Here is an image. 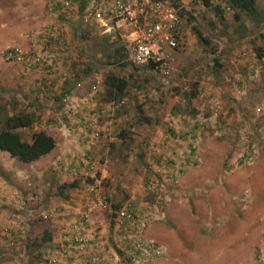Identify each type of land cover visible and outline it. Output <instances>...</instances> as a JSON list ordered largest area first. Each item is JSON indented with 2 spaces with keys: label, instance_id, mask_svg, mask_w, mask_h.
Wrapping results in <instances>:
<instances>
[{
  "label": "rangeland",
  "instance_id": "374dc122",
  "mask_svg": "<svg viewBox=\"0 0 264 264\" xmlns=\"http://www.w3.org/2000/svg\"><path fill=\"white\" fill-rule=\"evenodd\" d=\"M169 1L182 46L163 75L75 9L0 0V119L29 113L55 141L29 164L0 153V264H264V0L237 21L226 0Z\"/></svg>",
  "mask_w": 264,
  "mask_h": 264
},
{
  "label": "built area",
  "instance_id": "2783aa9c",
  "mask_svg": "<svg viewBox=\"0 0 264 264\" xmlns=\"http://www.w3.org/2000/svg\"><path fill=\"white\" fill-rule=\"evenodd\" d=\"M46 3L57 5L67 17L73 13L75 0H46ZM177 14V7L169 0H110L106 5L92 0L77 17L84 26L95 27L100 35L121 40L128 64L151 65V71L166 75L172 55L182 46ZM2 56L14 63H23L25 59L18 48L5 49Z\"/></svg>",
  "mask_w": 264,
  "mask_h": 264
},
{
  "label": "trees",
  "instance_id": "16d2710c",
  "mask_svg": "<svg viewBox=\"0 0 264 264\" xmlns=\"http://www.w3.org/2000/svg\"><path fill=\"white\" fill-rule=\"evenodd\" d=\"M257 0H226V4L229 9L234 11L233 20L239 19V13H245L247 15H255V3ZM81 8L83 4L80 5ZM57 8V5L54 6ZM215 14H220L219 8L213 7ZM199 40L206 43L207 41L195 31ZM115 56L118 55V50L114 51ZM123 55H120L121 58ZM123 64H119V67H123ZM151 71L152 66L146 67ZM103 95L106 102H117L123 95L126 88V83L123 79L109 73L103 79ZM68 89V88H67ZM69 90V89H68ZM64 93V92H63ZM195 96L192 93L189 98ZM146 122L145 119H142ZM33 123L32 115L24 112H15L10 115L4 114L0 119V152L8 154V156L14 159L20 164H29L37 161L39 158L47 155L54 147L53 138L42 130H34L30 133L28 140H24L21 137V130H28ZM76 187V182L69 184H62L59 186V190L73 189ZM50 237L47 233L43 235V241H49Z\"/></svg>",
  "mask_w": 264,
  "mask_h": 264
},
{
  "label": "crops",
  "instance_id": "0c3cea01",
  "mask_svg": "<svg viewBox=\"0 0 264 264\" xmlns=\"http://www.w3.org/2000/svg\"><path fill=\"white\" fill-rule=\"evenodd\" d=\"M90 1H92V0H75V5H74V9H75V7H76V11H77V16H79V14H80V12H82V10L85 8V7H87L89 4H90ZM97 2H100V3H104V5H106V4H108L109 2H110V0H96ZM106 2V3H105ZM81 4H83V7L81 8ZM55 9H57L58 10V8H55ZM65 35H66V33H65ZM30 67H31V65H30ZM32 67H33V65H32ZM31 67V68H32ZM53 70V69H52ZM54 71V70H53ZM23 75V74H22ZM49 76L50 75H48L47 76V78H49ZM39 84V83H38ZM81 86V84H76V88H79ZM44 88H45V90L47 91V87H45V86H43ZM92 87V86H91ZM34 90H38V87L36 88V87H34ZM39 90H42V88L41 87H39ZM44 90H42V92H43ZM67 92L66 91H64V93H63V91H61V90H58V93L57 94H59V97H70L71 95L70 94H66ZM43 94H46V93H43ZM84 95H86V94H84ZM84 95H81V94H78L77 95V97H74V99H73V101H75V108H74V111L75 112H77L78 114L80 113V111H84L83 113H88V107L87 106H85L86 104L85 103H87V100H88V98L86 97V96H84ZM75 96V95H74ZM88 96V95H87ZM54 100H56V99H54ZM80 103V104H79ZM54 104H55V102H54ZM55 106H57V104H55ZM85 108H87V109H85ZM74 112V113H75ZM76 114V113H75ZM78 122V121H77ZM43 124V123H42ZM40 125L41 124H39L36 120L34 121V123H32V126H31V132H32V130H37V127H40ZM76 128H79L80 127V125L78 124L77 126H75ZM54 140V139H53ZM54 147H55V141H54ZM53 147V148H54ZM0 153H4V152H0ZM6 154V153H5ZM8 155V154H7ZM59 188V187H58Z\"/></svg>",
  "mask_w": 264,
  "mask_h": 264
}]
</instances>
